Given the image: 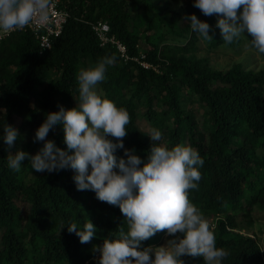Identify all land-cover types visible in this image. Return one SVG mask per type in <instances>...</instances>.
Segmentation results:
<instances>
[{
  "label": "trees",
  "instance_id": "1",
  "mask_svg": "<svg viewBox=\"0 0 264 264\" xmlns=\"http://www.w3.org/2000/svg\"><path fill=\"white\" fill-rule=\"evenodd\" d=\"M60 8L69 18L51 49L43 50L30 31L0 42V135L6 123L19 133L11 148L0 140V264H98L94 246L115 235L121 224L127 229L118 206L98 200L91 190H77L72 169L35 172L30 159L22 161L19 172L8 166V155L17 150L37 153L43 142L33 143L36 129L48 113L59 111L58 105L76 106L78 73L106 56L114 57V63L96 87L130 115L121 138L124 148L134 149L143 161L152 143L190 144L198 150L204 164L189 199L212 226L217 246L229 251L224 264H264V248L249 232L254 212L264 211V70L245 71L240 64L214 70L187 51L178 59L161 57L166 26L179 38L190 32L188 27L178 30L183 15L209 23L211 46L246 43L258 52L249 42L251 35L245 32L226 43L215 27L218 14L204 15L193 0L187 5L177 0H62ZM97 22L110 25L109 35L126 46L130 60L113 44H102L91 26ZM194 47L188 45L191 51ZM196 101L203 110L200 118L189 106ZM138 107L145 109L147 129L138 123ZM153 128L162 132L160 141L148 137ZM63 138L61 125L46 137L66 148ZM115 155L122 157L123 149ZM86 219L97 231L81 243L67 226ZM165 235L161 230L142 245L157 247ZM181 259L204 264L202 257Z\"/></svg>",
  "mask_w": 264,
  "mask_h": 264
},
{
  "label": "clouds",
  "instance_id": "2",
  "mask_svg": "<svg viewBox=\"0 0 264 264\" xmlns=\"http://www.w3.org/2000/svg\"><path fill=\"white\" fill-rule=\"evenodd\" d=\"M49 4L50 0H0V35L25 28L37 13L46 20ZM193 6L206 16L218 14L215 27L226 43L247 32L250 44L264 53V0H193ZM184 20L193 32L212 39L209 23L195 14L185 15ZM114 59L106 56L80 70L79 102L71 109L58 105L59 111L48 113L33 137V143L43 146L35 155L23 150L9 154L8 166L19 172L22 161L30 159L35 172L72 169L77 190H91L98 200L119 207L127 229L121 224L115 235L94 246L100 253L98 264H185L181 259L185 255L202 257L204 264H224L229 251L217 246L212 226L189 199L188 190L198 187L199 167L204 164L198 150L190 144L152 143L143 161L134 149L124 148L121 138L127 134L130 115L96 87ZM57 125L63 128L66 148L46 139ZM2 133L0 140L13 147L18 130L6 123ZM148 137L160 141L162 132L153 128ZM117 149H123L122 157L115 155ZM67 230L81 243L89 242L97 231L88 219L82 225L71 223ZM161 230L173 238L159 247L142 245Z\"/></svg>",
  "mask_w": 264,
  "mask_h": 264
},
{
  "label": "rangeland",
  "instance_id": "3",
  "mask_svg": "<svg viewBox=\"0 0 264 264\" xmlns=\"http://www.w3.org/2000/svg\"><path fill=\"white\" fill-rule=\"evenodd\" d=\"M177 1L179 3L181 2L182 5H187L189 0ZM167 14L169 16L173 15L171 12H168ZM184 16L185 15L181 16L177 21L178 30L188 27L190 29V32L187 31L185 35L183 34V38H179L177 36H174L175 33L166 26L163 30L166 31V33L164 34L165 38L161 42L162 58L166 59L168 57H171L178 59L184 55L183 53L185 51H187V56L196 57L197 60L202 61L203 65L214 70H227L239 64L242 65L245 71L259 72L261 70H264V56L251 49L248 44H241V46L237 48L227 47L224 44L211 46L209 45V39H205L198 35L196 32L192 31L190 23L184 20ZM176 38L179 39V44L175 41ZM185 40L187 41V43L185 42ZM190 43L195 45V51H191L190 48H188V45H190ZM144 46L146 45L144 44ZM189 106L195 111L196 117L200 118L203 112L200 103L196 101L190 103ZM144 111V108L138 107V112L140 115L138 123L142 129H147L148 123L143 118ZM15 121L18 125L21 123V119L16 118ZM163 144L166 145L165 143ZM18 204L23 207V203L18 202ZM253 216L255 222L249 232H251L250 234L255 235L258 242L264 248V211L257 210L254 212ZM167 240V235H165L159 246L165 245Z\"/></svg>",
  "mask_w": 264,
  "mask_h": 264
},
{
  "label": "built area",
  "instance_id": "4",
  "mask_svg": "<svg viewBox=\"0 0 264 264\" xmlns=\"http://www.w3.org/2000/svg\"><path fill=\"white\" fill-rule=\"evenodd\" d=\"M61 1L62 0H50L47 9L48 18L46 20H41L39 13H37L34 15L31 23L25 28L0 35V42L9 39L16 33L30 31L39 41L40 47L43 50L51 49L55 40L61 36L69 18V12L66 9L60 8ZM91 26L100 38L102 44H113L125 61L130 60L126 46L115 37L109 35L110 25L107 22L92 23ZM143 65L146 68L149 67L146 63H143Z\"/></svg>",
  "mask_w": 264,
  "mask_h": 264
}]
</instances>
